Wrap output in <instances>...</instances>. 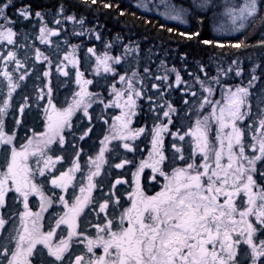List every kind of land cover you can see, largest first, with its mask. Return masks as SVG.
<instances>
[{"label":"snow or ice","instance_id":"obj_1","mask_svg":"<svg viewBox=\"0 0 264 264\" xmlns=\"http://www.w3.org/2000/svg\"><path fill=\"white\" fill-rule=\"evenodd\" d=\"M91 2L94 4L96 0H91ZM161 5L167 9L165 15L168 19L179 21L181 24L187 23L185 18L191 15L194 20L203 25L205 17L199 14L212 12L213 21H223L221 27L214 28L215 31H221L224 24L229 23L231 27L227 29L228 31H239L256 20L264 26V0H243L240 4H232L229 0H225L223 5H218L215 0H182L179 4L171 3L170 0H161ZM10 7H15L14 0H0V41L14 44L13 38L17 33L10 25L15 21L10 19L6 11ZM105 7L109 5L106 4ZM16 14L25 20L30 19L31 6L17 9ZM35 16L42 18L39 11L35 13ZM67 19L74 20L75 17L69 16ZM56 23L59 24L60 21ZM80 23L82 24L83 21ZM40 33L41 42H46L49 34L57 35L55 31L46 27H41ZM181 35L192 39L194 36L199 37L201 33L199 31L182 32ZM202 42L212 43L208 39ZM231 46L239 48L242 44L237 43ZM259 46L264 48V40L260 41ZM92 51L93 49H89V52ZM36 56L39 59L43 53L37 51ZM0 59L15 62L17 68L24 67L21 61L16 59V53L13 51H9L6 57H0ZM44 59L48 58L44 57ZM108 59L107 56L102 60L98 58V64L104 66L105 72L113 71L107 63ZM115 62L119 63L120 58L117 57ZM236 63L232 61V64ZM203 70L201 67V71ZM147 71L145 69V72ZM229 71H232L231 67ZM242 71V69L236 70L235 75L241 76ZM220 72L227 75L223 69H220ZM254 72L255 69H253ZM27 75L28 72L25 71L20 76V80H24ZM48 75V72H44V76ZM64 75L67 73L65 72ZM79 75L80 73H77L78 77ZM135 75L133 73V76ZM0 76L7 81L8 88L7 96L0 100L2 104L0 106V144L10 145L13 136L4 131L3 117L8 112L12 93L19 85L13 81L9 71L0 72ZM120 79L123 81L125 77L121 76ZM156 79L168 80V77L158 76ZM257 79L258 77L253 74L248 87L238 86L235 90L228 88L222 93L220 100L210 98L215 90L211 85H221L219 76L210 77L208 86L201 82L203 92L208 95L204 97L199 107L204 109L207 105L211 111L207 115H202L198 111L194 125L183 135L179 132L172 133L181 141H184L186 137L191 138V154L188 157L182 154L180 147L173 145L176 152L180 153L178 158L184 166L172 168L170 174L161 167L166 157L160 148V134L167 131V128L164 125L157 127L152 140L153 163L142 162L138 172L133 175L138 176L145 167H151L154 173L164 178L163 187L155 195L149 196L145 195L137 184L135 192L129 194L131 206L125 208L118 219H107L103 226L97 225V235L94 239L85 236L84 240L79 241L83 244L86 240L87 259L85 255H78L75 261H70L69 264H241L238 259V246L240 245H247L250 250L251 264H257V261L264 264V259H262L264 258V239H259L257 236V233L264 235V183L258 182V180L264 181V170H262L264 169V106L259 108L256 124H247V129L251 132L250 143H245L247 133L238 125V122H243L246 116L249 118L251 116L250 88ZM176 82L181 83L179 74L176 75ZM84 83L88 84L91 81H84ZM129 85L130 91L127 94L126 106L131 111L135 106L131 91V78H129ZM153 88L158 89L159 86L154 84ZM75 95L80 98L75 99L67 109L56 112L55 119L49 116L51 123L48 124V132L50 135L37 142L43 144L44 147H38L35 151L29 152L27 145L22 146L21 150L13 146L6 167L0 170V208L6 206V194L14 192L18 199H23L25 209L20 213L22 227L11 229L15 235L0 238L4 241L0 243V249H3L0 251V258H2L0 264H5V262L6 264H33L34 260L36 264H64L65 253L69 252L73 237L83 235L76 231V221L88 203L87 197L83 200L76 197L70 207L64 196L59 198L69 210L56 221V227L67 225V238L53 243L56 229L46 233L41 231L39 220L41 212L46 210V198L44 192L41 191V186L34 182L35 174L28 164L29 155L35 156L39 152L43 157L44 149L51 145L57 136L63 144L64 137L60 135V130L68 124L74 108L80 107L83 103V96L87 93L82 91ZM115 95L119 98L122 94L116 92ZM135 95L140 96L141 93L137 91ZM192 95L195 96L196 93ZM25 99L27 101V98ZM185 103L188 102L185 101ZM262 105H264V100H262ZM25 106L21 105V112ZM116 107H120V104L116 103ZM167 107L169 110L164 111L163 116L169 118L168 123H172L170 113L176 110L170 104ZM85 115H87V108H85ZM128 116L129 113H122V116L115 118L118 121L124 118L121 129H126L131 122ZM213 122L218 125L214 140L209 135ZM16 123L19 124L20 121ZM143 131L144 129H140V132ZM140 132L135 135H139ZM87 134L85 132L84 135ZM112 138L126 139L127 137L117 131ZM81 139H84V136H81ZM108 139L109 137L105 136L101 141V144L105 146L101 147L96 158L99 162H103ZM28 143L31 145L32 141L29 140ZM123 147L131 151L127 143ZM60 159V157L56 158L57 161ZM39 163L40 161H37V171L40 176H45V169L51 172L55 164L51 156L43 160V167H39ZM125 163L129 161H123L116 167L121 168ZM96 168L97 171L88 177L89 191L94 187L93 177L100 174V163H96ZM78 169L79 165L74 164L68 172H63L58 177L53 176L52 186L66 189L73 179L70 173ZM116 183L119 184L121 181L118 180ZM80 191L84 192V188ZM30 195L40 197V212L33 213L28 210ZM47 203L51 204L52 201L48 200ZM108 206V202L101 204L100 211L104 212ZM26 218H31V227L28 226ZM7 224L8 221L0 217V230L8 231ZM257 239L259 243H256ZM38 245L43 247L38 248ZM97 248H102L103 254L97 255L95 251ZM45 249L47 256L44 253Z\"/></svg>","mask_w":264,"mask_h":264},{"label":"rangeland","instance_id":"obj_2","mask_svg":"<svg viewBox=\"0 0 264 264\" xmlns=\"http://www.w3.org/2000/svg\"><path fill=\"white\" fill-rule=\"evenodd\" d=\"M170 2L179 4L182 2V0H170ZM215 2L218 5H223L225 3V0H215ZM229 2L232 4H240L243 2V0H229ZM135 4L143 11L158 14L170 22L180 23L179 21L167 18V16L165 15L167 9L161 5V0H135ZM220 10H222V8ZM210 16L212 17V12H210ZM68 21L71 22L72 20ZM221 24H223L222 20H212V25L214 28L221 27ZM37 26L39 27L38 35L40 38V29L41 27H45L43 21H41ZM230 27V23L224 24V27L221 31L214 30V32L217 36H220L222 38L237 36L241 34L240 36H238V38L244 39V30L247 29L249 25L239 31H228L227 29ZM50 30L55 32L59 31L54 27H51ZM50 36V34L47 35L46 41L49 40ZM13 39L15 41L14 44H8L6 41H0V57H6L9 51H13L16 53V59L20 60L24 67L17 68L15 62H9L7 60L0 59V72H11L13 81L19 85L12 93L8 112L3 117L4 131L6 132V134L13 136V141L10 145L0 144V170H3L6 167V163L8 158H10L11 148L13 146L17 150H21L22 146L27 145L29 148V152L35 151L38 147L43 148V144H38L37 142L46 139L47 135H50V133L48 132V124L51 123V121H49V116H52L53 119H55L56 112L63 111L64 109H67L69 105H72L75 99L80 98L75 95L76 93L82 91L87 93V95L83 96V103L80 105V107L74 108L72 115L69 118L68 124H66L60 130V135L64 137L63 144L60 143L59 136H57L53 143L44 149L43 157L39 152H37L35 156L29 155L28 158V164L35 174L34 182L41 186V191L44 192L46 198V210L41 212V219L39 220L41 231L46 233L48 231H51L52 229H56V232L53 236V243H58L60 239L67 238L68 233L67 225H60L59 228L56 227V221L69 210L64 206V202L60 201V196L65 197V200L67 201L69 207L75 201L76 197H80L81 200H83L85 197L88 198V203L84 206L83 212L80 214L76 221V231L78 233H83V235H77L73 237L69 252L65 253L64 264H69L70 261L74 262L76 256L78 255H85V258L87 259L88 254H86L85 252L86 240L83 244L79 243V241L84 240L85 236L94 239L97 235V225L103 226L107 222V219H118L120 213L125 208L131 206L129 194L135 192L137 184L141 186L142 191L144 190V194L149 196L155 195L163 187V184L165 183L164 178L162 176H159L158 173H154L151 167H145L143 171L139 172L138 176L133 175L134 173L138 172L139 166L142 162H147L149 164L153 163L154 157L152 156V140L155 134V129L161 125H164L167 128V131L161 132L160 134V148L166 157V160L164 161V164L161 165V167L169 174L171 173L172 168L184 166L183 162L178 158L180 153L176 152L173 145L175 144L177 147H180L182 149V154L185 157H188L191 154V138L186 137L184 141H181L178 136H175L174 138L173 135L169 133V129L171 127L170 125L173 123V121L172 123H168L169 118H165L163 116L164 110H161L160 112H158L159 116L157 118H150L151 123L149 125V135L147 136V140H144L142 142V144L144 145L138 146L140 142L134 141L139 135L142 134V132H140L141 128H136L133 131L128 132L133 122V113L135 112L133 110L134 107L131 109V111H129V108L126 106V102L128 100L127 94L130 91L129 78H131V91L133 99L135 100V106L138 98V96L135 95V92L138 91L142 94V89L146 86L147 82L144 72H141L143 74L138 75L137 56L129 59L128 66L131 67L130 76L115 74V72L113 71L105 72L104 66L102 64H98V58L102 60L105 56H107L109 58L107 63L109 67L113 69L115 66H117V63L115 62L117 57H119L120 62H122L123 59L127 56H133L132 54H135L137 52L138 47L135 45V42L126 41L123 46L124 49L122 50L120 55L112 56L109 52L103 51L99 56L97 55L94 63L95 72L103 71L104 73H108L109 76L110 73H112V76H110V78H112V85L110 86V90L108 93L110 95V98L105 104L112 107L115 111L114 120L107 126H105L98 136L97 134L100 129L94 133V135L97 136H95L96 138L94 137L95 143L97 144L93 145V148L92 150H90V152H87V150L83 149L82 146L77 147V145L74 143L72 135L73 133L64 134V132L71 126L74 127L75 123H80L81 121L82 123H84V121L90 122L96 119L95 114L97 111L94 110V105L98 103L105 105L102 101V97L99 95H93L87 91L88 84H85L84 81L88 80L85 78H80V76H77L75 78L70 77L68 79H62V76H66L64 75L65 72L67 74L70 73L71 75H73V73L70 72L69 68H67L66 63L64 62H59L60 64L56 62L52 66L49 60L53 59V55L51 52H49V50H40V52L43 53V56L37 59L36 53L38 49H36L34 46V49L29 48V45L27 44V38L20 34H17ZM258 39L260 41L264 40V31L259 35ZM43 45L44 42H39L36 40L37 48ZM259 45L260 42L258 43V45L253 47V49L251 50L252 52H250L249 50L248 52L243 51L239 52L238 54L231 55L228 61L225 59H221L220 62H217L215 67L216 71L214 72L215 74L212 76H219L221 81H223L225 77H227L228 81H231L233 84H229V86H226L222 90H220L218 96L213 92L210 97L213 100H220L222 97V93L228 88L235 90V88L238 86L248 87V82L253 74L258 77V79L253 83V86L250 88V102L252 105L251 116L250 118L246 116L243 122H238V125L241 126L247 133L245 137V143L251 142V132L248 131L247 124H256L259 108L261 106H264L262 105V100H264V48L260 47ZM76 46L72 45L70 51H73L74 48L76 50ZM129 49L131 51H129ZM45 51L48 52L46 53ZM67 54L68 56L64 55V57H67V63L71 66H76L77 61H79L76 53L73 54L68 52ZM31 57L33 58V60L37 59V62L39 64L37 63L38 65H32ZM44 57H47L48 59L45 60ZM46 61H48L49 63ZM232 61H236L237 63L232 64ZM246 64L249 67H246ZM230 67L232 71H229ZM220 69H223L224 72H227L230 75H223L220 72ZM238 69L243 70L241 76L235 75V71ZM253 69H255L254 73ZM25 71L28 72V75L25 76L24 80H20V76ZM44 72H48L49 75L44 76ZM159 72H161V75L160 73H158L157 77L167 76L168 80H173V82L177 85L176 75L178 73L175 69L170 68L166 70L165 68H162ZM133 73H135L136 75L133 76ZM38 74L43 80L38 79ZM121 76L125 77L123 81H121L120 79ZM61 79L69 81H67L65 84H61V86L58 87ZM208 79L209 78H202L201 80L198 79L197 83L199 87H201V82H203L205 86H208L210 84V80ZM168 80L157 79V84L153 82L152 88L154 84L158 85L159 83V85H164L166 89H170L169 84L167 85ZM234 81L236 83H234ZM242 82L243 84H241ZM56 88H61L59 95L57 94ZM116 92H120L122 94L121 97L117 98L115 95ZM259 92H262L261 98L259 97ZM7 93V81H5L2 76H0V100L6 97ZM207 95L208 94H206V96ZM215 96H217V98H214ZM25 98H27V101ZM203 99L204 98H202V100ZM116 103H119L120 107H116ZM21 105H26L23 108V112L20 111ZM0 106H2V104H0ZM85 108H87V115H85ZM53 109H55V111H53ZM198 111L202 115H207L211 111V109L208 108L207 105H205L204 109H200V107H198ZM198 111L196 112L195 116L193 114L185 118L187 120V118L191 116V120L193 122L187 128H185L184 133L194 125L195 120L197 119ZM79 112L83 114V118L81 116L80 119L75 122ZM122 113H129L128 119H130L131 122L128 124L126 129L120 128L121 124L124 122L123 117L119 121L115 119L117 116H122ZM173 113H176V111ZM170 119L172 120L171 115ZM16 121H20V123L17 124ZM30 126L34 127V129L31 131H29ZM101 126L102 123L100 125V128ZM75 127V129H77L79 126ZM217 127L218 125L213 122L209 132V135L213 138V140L216 136ZM84 130L80 132L79 136H84L83 142L85 143L89 139L84 135L85 132H88V130ZM117 131L122 132V134L127 138L113 139L112 137L116 134ZM138 132H140V134L135 135ZM184 133H180V135H183ZM168 134H170L169 138ZM105 136L109 137V139L106 142V151L104 153L103 162H99L96 160V158L100 153L101 147L105 146L101 144V141L104 140ZM89 137H92V135H89ZM29 140L32 141L31 145H29L28 143ZM125 143L129 145L131 151L123 147ZM139 150H142L143 153H141ZM77 153H79V155H77ZM127 153L130 155H128ZM249 154H251L250 150ZM48 156H51L53 161L55 162L54 167H52L51 172L45 169V176H40L39 172L37 171V161H40L39 167H43V160ZM57 157H60L61 159L57 161ZM155 158L158 159V157ZM123 161H129V163H125L123 167L117 168L116 165L122 163ZM96 163H100V174L93 177L92 184L94 185V187L91 189V191H89L88 177L92 175V173L97 171ZM74 164H78L79 169L75 172L70 173L73 179L71 183H69L68 187L66 189L54 188L51 184L53 176L58 177L61 173L68 172L69 169L73 168ZM156 176H158L159 178L157 179ZM143 178H146L144 182H142ZM118 180L121 181V183L117 184L116 182ZM158 181L160 182V185L158 184ZM149 182L153 183L152 186H149L150 188H153V194L146 193V186ZM258 182L264 183V181L259 180ZM81 188H84V192L80 191ZM48 200H51L52 203L48 204ZM117 201H119V204H117ZM105 202H108L109 206L104 212H101L100 205ZM40 204L41 200L38 195L29 196L28 210L33 213L40 212ZM52 207L53 212H49L50 208ZM24 211L25 209L23 199H18L17 194L14 192L7 193L6 206L4 208H0V217H3L8 221V224L6 225L8 231L0 230V238L7 237L9 235H15V233L11 231V229H13L14 227H22L20 213ZM251 219L254 220V218ZM26 220L28 226L31 227V218H26ZM257 236L259 237V239H264V235H260L259 233H257ZM259 239L256 240V243H259ZM3 242V240H0V243ZM9 246L13 247L14 245ZM37 247L42 248L43 246L38 245ZM2 250L3 249H0V251ZM95 251L97 255L103 254L102 248H97L95 249ZM44 253L45 256H47L46 249L44 250ZM238 255L242 257L239 260L243 262L246 258L247 253L242 245L238 246ZM249 264H251V260H249ZM257 264H260V262L257 261Z\"/></svg>","mask_w":264,"mask_h":264},{"label":"trees","instance_id":"obj_3","mask_svg":"<svg viewBox=\"0 0 264 264\" xmlns=\"http://www.w3.org/2000/svg\"><path fill=\"white\" fill-rule=\"evenodd\" d=\"M14 3L15 7L6 10L10 19L15 21L14 24L10 25L13 31L27 38L29 48L34 46L39 52L40 50H49L53 55V59L49 60L52 66L56 62L66 63L67 68L73 75L69 73L68 76H62V79L75 78L77 73H80V78L91 81V83H88L87 91L93 95L101 96L104 104L110 98L108 93L112 85V78H110L112 73L109 76L108 73L103 71L95 72L96 57L103 51L109 52L112 56L120 55L126 41L135 42L138 47L137 52L117 63V66L113 68V72L130 76L129 59L137 56L138 75L144 72L146 76V86L137 98L136 106L133 109L135 111L133 122L128 130L129 132L136 128L144 129L142 134L134 140L140 142V144L137 143L138 146H143L142 142L147 140L151 123L150 118H157L159 116L158 112L161 110L168 111L167 106L169 104L176 110V113L172 112L170 114L173 123L170 125L169 133H184L185 128L193 122L191 116L187 120L185 118L193 114L195 116L202 98L208 94L203 92L202 87H199L197 80L212 77L216 71V64L221 59L228 61L231 55L243 51L248 52L249 50L252 52L253 47L260 42L259 35L264 31V26L261 25L259 20H256L244 30V39L238 38L241 34L222 38L214 32L210 12L199 14L205 17L203 25L194 20L191 15L185 18L188 21L187 23L181 24L170 22L158 14L143 11L135 4V0H96L94 4L91 0H14ZM106 4L109 7H105ZM29 5L32 13L30 19L25 20L16 14L17 9ZM37 11L41 12L42 18L35 16ZM69 16L75 17V19L70 22L67 20ZM41 21L47 29L50 30L51 27H54L59 31L56 32L57 35H51L43 46L37 48L36 40L41 41L37 25ZM56 21H60V23L57 24ZM80 21H83V23L81 24ZM169 29H172V31H169ZM196 31L201 33L199 37L194 36L192 39H188L186 35H181L182 32ZM204 39H208L212 43L204 44L202 42ZM237 43L242 44V46L239 48L231 46ZM221 44L224 46L220 47ZM72 45H77L76 50L74 48L73 51H70ZM89 49H93V51L89 52ZM68 52L76 53L79 60L76 66L67 63L64 55L68 56ZM37 61V59L33 60L32 58V65H38ZM201 67H203V71H201ZM246 67L249 66L246 64ZM162 68L166 70L175 69L182 78L181 83L176 85L173 80L169 79L167 85H171L170 89H166L164 85H159V83L158 89L152 88L153 82L157 84L156 77L158 73L161 75L159 71ZM145 69L148 71L145 72ZM227 75L230 74L227 73ZM38 79L43 80L39 74ZM62 79L58 87L69 81ZM234 83L236 82L234 81ZM229 84L233 85L225 77L221 81V85L211 86L214 87V93L218 96L220 90L229 86ZM58 89L56 88V91L59 95L61 88ZM192 93H196V95L193 96ZM261 95L262 92H259L260 98ZM217 96L214 98H217ZM185 101L188 103L186 104ZM94 110L97 111L95 114L96 119L90 122L75 123L81 116L83 118V114L79 112L74 127L64 132V134L73 133L74 143L77 147L82 146L87 152H90L93 145L97 144L95 138L115 117V111L107 104H95ZM75 126L79 127L75 129ZM84 129L88 130L86 137L89 139L85 143L79 136ZM99 129L97 136L94 135ZM170 134H168V138ZM89 135H92V137H89ZM173 137L175 138L174 135ZM139 151L143 153L142 150Z\"/></svg>","mask_w":264,"mask_h":264},{"label":"flooded vegetation","instance_id":"obj_4","mask_svg":"<svg viewBox=\"0 0 264 264\" xmlns=\"http://www.w3.org/2000/svg\"><path fill=\"white\" fill-rule=\"evenodd\" d=\"M72 127V126H71ZM71 127L69 128V129H67V130H71ZM34 129V127H32V126H30L29 127V131H31V130H33ZM156 178L158 179L159 177L158 176H156ZM146 180V178H143L142 179V182H144ZM153 182V181H152ZM152 182H149L148 184H147V186H146V190H147V194H153V188H150L149 186H152ZM158 184L160 185V182L158 181ZM158 185V186H159ZM139 188L142 190V188H141V186H139ZM144 191V190H143ZM54 207V206H53ZM53 207L52 208H50V210H49V212H53ZM244 248H245V250H246V253H247V255H246V258L244 259V261L243 262H241L240 260V262H241V264H249V260H250V250H248V248H247V245H242ZM243 256V255H242ZM240 258H242V257H240L239 255H238V259H240ZM33 263L34 264H36V261L34 260L33 261Z\"/></svg>","mask_w":264,"mask_h":264}]
</instances>
